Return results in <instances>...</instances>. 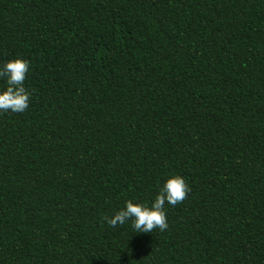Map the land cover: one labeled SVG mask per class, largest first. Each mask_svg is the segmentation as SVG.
I'll use <instances>...</instances> for the list:
<instances>
[{"label": "trees", "instance_id": "16d2710c", "mask_svg": "<svg viewBox=\"0 0 264 264\" xmlns=\"http://www.w3.org/2000/svg\"><path fill=\"white\" fill-rule=\"evenodd\" d=\"M18 58L0 264H264V0H0V69ZM173 175L167 230L101 224Z\"/></svg>", "mask_w": 264, "mask_h": 264}, {"label": "clouds", "instance_id": "9594fccd", "mask_svg": "<svg viewBox=\"0 0 264 264\" xmlns=\"http://www.w3.org/2000/svg\"><path fill=\"white\" fill-rule=\"evenodd\" d=\"M30 60L14 59L0 69V78H6V90L0 91V112H25L31 102L32 93L26 88L25 81L30 71ZM192 189L186 179L173 175L160 188L154 202L133 203L128 200L124 208L112 216L102 215L101 224L115 228L132 221V227L137 233L161 232L169 228L166 204L173 207L183 203Z\"/></svg>", "mask_w": 264, "mask_h": 264}]
</instances>
